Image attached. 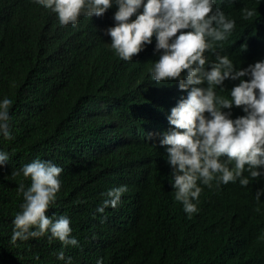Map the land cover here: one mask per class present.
<instances>
[{
    "label": "trees",
    "instance_id": "trees-1",
    "mask_svg": "<svg viewBox=\"0 0 264 264\" xmlns=\"http://www.w3.org/2000/svg\"><path fill=\"white\" fill-rule=\"evenodd\" d=\"M255 8L264 29V0H218L217 8ZM79 17L61 26L34 0H0V98L12 100V139L0 168V264H64L58 239L11 241L20 211L13 173L36 158L62 167L47 214L70 218L78 247H63L72 264H264V176L249 185L200 193L189 217L168 183L166 153L149 133L169 128L170 81L151 79L147 56L121 60L105 29ZM263 39V38H262ZM258 48H264V43ZM248 173L246 171L245 176ZM127 185L119 205L96 211L110 188ZM106 217V219H105Z\"/></svg>",
    "mask_w": 264,
    "mask_h": 264
},
{
    "label": "clouds",
    "instance_id": "clouds-1",
    "mask_svg": "<svg viewBox=\"0 0 264 264\" xmlns=\"http://www.w3.org/2000/svg\"><path fill=\"white\" fill-rule=\"evenodd\" d=\"M218 0H34L55 13L61 26H76L79 17L90 28L113 19L104 31L110 47L124 61L142 53L151 63V79L170 81L169 128L148 134L164 148L174 199L191 217L199 211L200 193L228 185L247 186L264 176V29L250 18L255 8L241 11ZM263 38V39H262ZM0 98V137L11 140L10 105ZM9 154L0 150V168ZM62 167L36 158L13 174L30 178L17 186L20 211L12 220L11 241L47 236L58 239V260L72 264L63 247L80 245L71 235L70 218L48 215L61 187ZM246 171L248 173L245 176ZM127 185L107 190L96 211L115 208ZM264 196L257 188L255 200ZM106 219V217H105ZM257 237L264 242V232ZM96 264H103L98 257Z\"/></svg>",
    "mask_w": 264,
    "mask_h": 264
}]
</instances>
